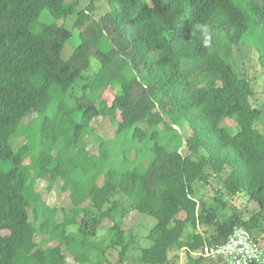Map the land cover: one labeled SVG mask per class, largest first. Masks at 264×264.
<instances>
[{
    "label": "trees",
    "instance_id": "16d2710c",
    "mask_svg": "<svg viewBox=\"0 0 264 264\" xmlns=\"http://www.w3.org/2000/svg\"><path fill=\"white\" fill-rule=\"evenodd\" d=\"M97 2L110 10L95 17ZM242 6L0 0V264H111L114 253L124 264L130 243L114 222L119 207L123 217L136 211L155 221L140 264H175L179 251L189 264H202L195 254L224 244L235 228L248 230L264 251V97L215 43L216 33L229 45L251 42L264 67V0ZM69 19L72 26L58 24ZM202 23L213 28L208 47L195 30ZM74 31L78 43L64 59ZM97 118L117 126L114 138L96 134ZM226 120L236 127L223 126ZM183 126L191 131L186 141ZM22 137L26 143L15 148ZM86 137L94 138L97 156ZM215 179L223 186L216 200L244 193L257 205L249 218L220 220L207 207L201 193ZM57 180L72 204L61 222L35 190L38 181L52 188ZM105 220L114 225L102 234ZM41 234L59 245L39 246Z\"/></svg>",
    "mask_w": 264,
    "mask_h": 264
},
{
    "label": "rangeland",
    "instance_id": "374dc122",
    "mask_svg": "<svg viewBox=\"0 0 264 264\" xmlns=\"http://www.w3.org/2000/svg\"><path fill=\"white\" fill-rule=\"evenodd\" d=\"M245 2L246 0H242L243 9L245 8ZM88 4V2L86 3ZM96 6H98V11L95 13V17L98 15H101L110 9L108 7L103 6V2H97ZM47 16V13L43 14L42 17ZM41 17V18H42ZM48 17V16H47ZM73 20L76 19V16H72ZM53 19L50 18L48 22H52ZM72 19H69L67 21H59L58 24L61 26L63 24L67 26H72ZM252 31V27L250 28ZM78 33L77 31H74V37L73 39L65 46L63 50V58L68 59L71 54L73 48L78 43ZM244 42V41H243ZM215 43L217 48L219 49L221 56L230 63L235 71L245 79L249 80L252 85L255 87L256 90H258V93H262L263 95L257 96V98H260L261 96L264 97V67H262L261 64L258 65L256 62V58H258L257 55H253L251 53V42H248L247 45L244 43H240L238 46L235 45H229L224 39L223 35L220 33H216L215 37ZM262 67V68H261ZM107 97L109 99H112V94H108ZM36 118V115H32L31 117L27 118L24 121V125L29 126ZM223 126H231L232 128L236 127V123L232 120H226L223 124ZM92 127L95 130L96 134H98L100 137H102L104 140H109L114 138L116 132H117V126L112 125L107 118H97L93 121ZM260 129L264 130V117L262 118L261 122L259 123ZM35 128H33L31 131H33ZM181 135L186 141L187 138L191 135V131L188 129L187 126H183L180 129ZM86 149L89 152V154L97 156L98 155V146L96 145L93 137H86ZM26 143V139L24 137L19 138L15 141V148L21 147L23 144ZM184 156H187L189 154V151L187 147L185 146L183 150L181 151ZM132 157H135V152L132 153ZM26 163H29L28 161ZM8 169V166L5 167V170ZM213 185H210L202 190L201 195L203 196V199L207 205L208 208H212L215 210L220 218V220H226L233 214H237L239 216H244L246 218H249L251 216V213L254 212V210L257 208V205L253 202H251L244 193L239 194L238 196H235L234 198H230L228 195H226L225 198L222 200H216V190H222L223 186L221 182L218 179H215L212 181ZM63 182L61 180H57L52 188H49V185L46 181H38L35 186V190L37 193H39L42 197V200L45 202V204L52 209H56L58 211V217L57 220L61 222L63 220V209L70 210L72 208V204L69 198V192H65L62 190V184ZM103 184V178L99 180V185ZM119 200H121V196L118 197ZM223 203L226 204V208L223 207ZM126 208L128 206L126 205ZM29 219L30 221H33V212L34 207L29 208ZM125 213L123 207H119L117 212L115 213L114 222L120 223L122 229L127 233L128 239L127 241L130 243V250L128 251L127 258L125 260L124 264H140L139 259L142 253V250L145 248H148L152 245V243L147 239L148 233L150 229L153 227L155 221H153L151 218L141 216L136 211H131L128 214H124V217L122 214ZM80 220H78L79 222ZM114 222L111 220H105L103 223V231L102 234H105V230L109 229L114 225ZM76 229L74 228L73 231ZM200 232H207L208 234L212 233V230L199 227ZM264 242V236L261 238ZM36 242L39 246L43 248H49V247H55L58 246V242L51 241V239L48 236L37 235ZM64 249V247H63ZM65 251V250H64ZM196 255V254H195ZM177 258L175 261V264H189V259L186 255L185 251H179L178 253L173 254L174 258ZM198 256V255H196ZM204 260L202 264H221L218 261L211 260L209 258L203 257ZM68 262L73 263V257L71 255L68 256ZM111 264H117L118 261V254L114 253L110 256Z\"/></svg>",
    "mask_w": 264,
    "mask_h": 264
},
{
    "label": "built area",
    "instance_id": "2783aa9c",
    "mask_svg": "<svg viewBox=\"0 0 264 264\" xmlns=\"http://www.w3.org/2000/svg\"><path fill=\"white\" fill-rule=\"evenodd\" d=\"M196 255L221 264H264V251L254 236L244 228H235L224 244L207 245Z\"/></svg>",
    "mask_w": 264,
    "mask_h": 264
},
{
    "label": "clouds",
    "instance_id": "9594fccd",
    "mask_svg": "<svg viewBox=\"0 0 264 264\" xmlns=\"http://www.w3.org/2000/svg\"><path fill=\"white\" fill-rule=\"evenodd\" d=\"M195 30L202 36L203 45L208 47L211 45L213 37V28L209 23L195 25Z\"/></svg>",
    "mask_w": 264,
    "mask_h": 264
}]
</instances>
